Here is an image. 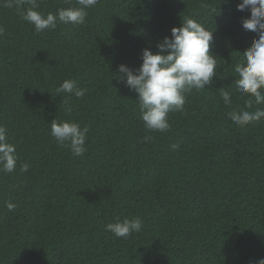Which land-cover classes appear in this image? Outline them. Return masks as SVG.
Instances as JSON below:
<instances>
[{
	"label": "trees",
	"instance_id": "16d2710c",
	"mask_svg": "<svg viewBox=\"0 0 264 264\" xmlns=\"http://www.w3.org/2000/svg\"><path fill=\"white\" fill-rule=\"evenodd\" d=\"M240 2L98 0L83 25L58 22L37 32L20 15L31 4L9 8L0 0V126L18 156L13 172L0 171V264L264 259V118L240 127L228 117L264 109L254 97L246 108L248 94L234 83L256 38L242 27L250 12L238 11ZM36 3L44 15L79 7L77 0ZM186 18L213 31L216 76L186 93L182 111L168 113L167 131H150L138 94L117 69L139 68L142 50L156 53ZM69 79L86 89L83 97L57 92ZM54 119L88 127L83 156L50 135ZM7 202L17 207L9 211ZM137 217L142 230L127 238L106 230Z\"/></svg>",
	"mask_w": 264,
	"mask_h": 264
},
{
	"label": "clouds",
	"instance_id": "9594fccd",
	"mask_svg": "<svg viewBox=\"0 0 264 264\" xmlns=\"http://www.w3.org/2000/svg\"><path fill=\"white\" fill-rule=\"evenodd\" d=\"M24 3L31 7L20 12L21 19L32 24L37 32L56 28L58 22L64 24L83 25L88 15L87 9L92 8L98 0H77L79 7L58 9L56 13H43L36 9V0H5V6L21 8ZM238 11H249L250 16L242 20V27L255 34V37L235 66L239 79H235L236 89L248 94L246 108H251L253 97L256 104H264V0H241L237 4ZM4 29L0 27V34ZM213 41V31H209L195 19L182 20L180 27H173L171 35L161 38L156 44L158 51L153 53L150 48L142 50V63L133 69L127 65H119L116 78L130 91L138 94L141 119L150 131L165 132L170 128L168 113L182 111L186 103V93L192 89H204L216 72L217 60L210 52ZM58 93L73 94L83 97L86 89L77 86L75 80H65L57 88ZM226 105L231 104V94L222 93ZM70 111V109H68ZM229 119L240 127L264 118V109L254 112L245 109L234 110L228 114ZM50 135L61 145H67L74 156H83L88 127L71 121L51 123ZM150 137H145L147 142ZM179 144H172L173 150ZM18 156L14 144L9 143L7 130L0 126V171L13 172L17 167ZM28 165L21 166V171H27ZM9 211L17 205L7 202ZM143 221L140 218L123 219L106 225L116 237L127 238L142 230ZM258 264H264L260 259Z\"/></svg>",
	"mask_w": 264,
	"mask_h": 264
}]
</instances>
